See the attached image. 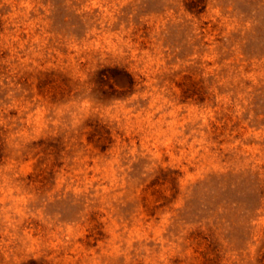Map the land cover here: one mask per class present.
Returning a JSON list of instances; mask_svg holds the SVG:
<instances>
[{
    "label": "rangeland",
    "instance_id": "rangeland-1",
    "mask_svg": "<svg viewBox=\"0 0 264 264\" xmlns=\"http://www.w3.org/2000/svg\"><path fill=\"white\" fill-rule=\"evenodd\" d=\"M0 264H264V0H0Z\"/></svg>",
    "mask_w": 264,
    "mask_h": 264
}]
</instances>
